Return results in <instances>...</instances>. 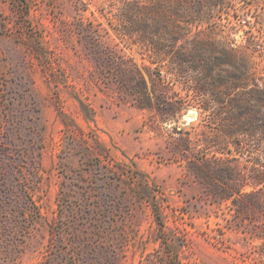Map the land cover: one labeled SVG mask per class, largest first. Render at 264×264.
<instances>
[{"label": "rangeland", "instance_id": "rangeland-1", "mask_svg": "<svg viewBox=\"0 0 264 264\" xmlns=\"http://www.w3.org/2000/svg\"><path fill=\"white\" fill-rule=\"evenodd\" d=\"M186 42L264 85V0H0V264H264V203L193 168L215 140L255 166L176 74Z\"/></svg>", "mask_w": 264, "mask_h": 264}, {"label": "trees", "instance_id": "trees-1", "mask_svg": "<svg viewBox=\"0 0 264 264\" xmlns=\"http://www.w3.org/2000/svg\"><path fill=\"white\" fill-rule=\"evenodd\" d=\"M207 46V43L194 42L193 45L186 42L170 60L177 66L178 77L187 72V80L194 83L193 91L206 102L200 110L209 113L212 122L219 126L218 133L220 130L233 136V143L245 148L240 153L241 159L246 160L245 155L249 156L247 161L255 167L247 171L244 167H237L242 160L233 154L230 157L231 154L227 153L230 151L219 147L220 143L215 140L209 144V147L217 146L215 153L211 157H200L193 168L208 189L220 197L221 203L231 198L264 203V85L254 77L248 60L240 59L238 62L233 51L229 50L224 59L218 61L206 56ZM158 50L162 52L164 49ZM197 50L205 53L196 54ZM161 60L156 62L167 60L166 55ZM221 64L227 68L219 69ZM117 67L121 68L120 62ZM134 69H129L132 78L129 88L132 92L139 89L144 100L149 102L144 80L138 78ZM135 79L136 82L133 81ZM160 100L165 102L163 98ZM167 106L171 111L178 108L175 103H167ZM247 148H250L248 156Z\"/></svg>", "mask_w": 264, "mask_h": 264}]
</instances>
